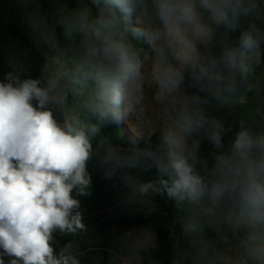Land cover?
<instances>
[{
	"label": "clouds",
	"instance_id": "obj_1",
	"mask_svg": "<svg viewBox=\"0 0 264 264\" xmlns=\"http://www.w3.org/2000/svg\"><path fill=\"white\" fill-rule=\"evenodd\" d=\"M54 2L53 23L39 9L27 17L46 49L40 75L10 54L0 79V264H82L78 197L91 194L94 160L110 180L155 169L154 181L121 180L129 204L166 194L185 213L189 247L176 244L170 264H264V127L241 117L225 142L232 129L212 114L264 96V0ZM130 124L127 151L103 135ZM157 247L151 228L126 231L107 264H157Z\"/></svg>",
	"mask_w": 264,
	"mask_h": 264
},
{
	"label": "trees",
	"instance_id": "obj_2",
	"mask_svg": "<svg viewBox=\"0 0 264 264\" xmlns=\"http://www.w3.org/2000/svg\"><path fill=\"white\" fill-rule=\"evenodd\" d=\"M61 3H63L68 10L80 6L78 0H61ZM24 6L22 0H10L7 2L6 0H0V19L6 22V26L21 42L26 44L36 60L43 64V53L46 49L42 50L40 46L35 44L32 29L27 19L28 14L34 10L27 11ZM92 7L93 12L95 13V7ZM57 8L58 7L53 8L55 11L48 17L50 23H53L55 20ZM132 26H136L134 16L132 17ZM56 31L60 43H67L63 38L62 28L57 26ZM130 38L138 47L149 50V45L143 38L135 39L131 36ZM9 70H11V68L8 59L0 56V79H2L3 75ZM29 76L37 78L39 75ZM257 105L264 108V96L255 100L250 98L247 103L243 101L239 102V107L235 113H229L226 110L212 111L213 115L222 120L225 128L231 127L232 129L231 132L225 134V142L231 139L234 132L238 130V120L241 117L245 118L249 123L264 127V114L256 111ZM102 131L103 135L112 139L114 145L119 146L123 150L127 151L133 147L129 139L133 134L129 132L126 126L109 125ZM152 140L153 143H155V135L152 137ZM144 145L145 142L143 140L138 142L139 147L143 148ZM211 151V145L205 140L201 147L202 155L210 160ZM89 172L92 176V187L89 190L91 194L89 196H81L78 198L81 200L83 217L84 219L88 218L90 222L86 224L88 226L87 233L83 234L80 239L92 237L96 230V223H99L106 215L112 214L113 216L110 220H120L133 229L149 227L156 232L158 247L151 251V254H155L157 258L161 259V264H170L173 257L171 236L175 238L176 244H179L183 248L189 247L190 237L186 236L182 230L185 213L176 209L174 201L169 199L166 194L163 196H153L154 209L149 212H132V206L125 202L128 200V187L127 184L121 180V176L127 173L143 180L144 182L154 181L157 177L154 168L147 171L124 169L121 172H118L117 175L110 180L104 176L103 169L97 166L94 160L89 164ZM57 239L62 245L68 237L57 236Z\"/></svg>",
	"mask_w": 264,
	"mask_h": 264
},
{
	"label": "rangeland",
	"instance_id": "obj_3",
	"mask_svg": "<svg viewBox=\"0 0 264 264\" xmlns=\"http://www.w3.org/2000/svg\"><path fill=\"white\" fill-rule=\"evenodd\" d=\"M10 1V0H6ZM24 8L28 10L39 9L41 14L49 17L55 11L53 8L59 7L60 3L54 2V0H30L28 3H24ZM22 56L26 61V67L28 69L27 74L29 75H40L41 63L31 54L30 49L25 43L21 42L12 31L6 26V22L0 19V56L9 59V55ZM151 95V93H149ZM156 109L150 105L149 114H155ZM128 128L129 132L134 134L136 125H124ZM128 203V200L125 201ZM129 204V203H128ZM132 206V212H149L154 209V203L150 206L143 205L139 202L135 204H129ZM112 214L103 217L99 223H96V230L92 237L80 239V250L85 253L81 258L82 264H107L108 252L107 249L115 247L116 237L122 235L126 231H137L139 229H133L126 225V223L115 219L116 221L110 220ZM88 218L84 219V223H89ZM173 251L176 245V240L171 236ZM150 255L157 264H161V259L157 258L155 254ZM96 257H100L99 261H95ZM145 264H148L147 259Z\"/></svg>",
	"mask_w": 264,
	"mask_h": 264
}]
</instances>
